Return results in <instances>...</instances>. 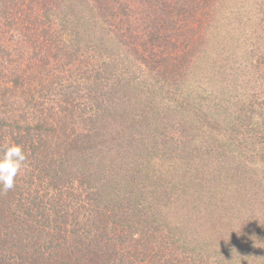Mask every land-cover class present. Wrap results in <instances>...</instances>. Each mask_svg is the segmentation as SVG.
Returning <instances> with one entry per match:
<instances>
[{"label":"trees","instance_id":"obj_1","mask_svg":"<svg viewBox=\"0 0 264 264\" xmlns=\"http://www.w3.org/2000/svg\"><path fill=\"white\" fill-rule=\"evenodd\" d=\"M241 1L0 0V155L28 156L0 264H264V20Z\"/></svg>","mask_w":264,"mask_h":264},{"label":"clouds","instance_id":"obj_2","mask_svg":"<svg viewBox=\"0 0 264 264\" xmlns=\"http://www.w3.org/2000/svg\"><path fill=\"white\" fill-rule=\"evenodd\" d=\"M28 156L22 145L10 143L0 155V191L7 192L15 187V179L27 165Z\"/></svg>","mask_w":264,"mask_h":264},{"label":"rangeland","instance_id":"obj_3","mask_svg":"<svg viewBox=\"0 0 264 264\" xmlns=\"http://www.w3.org/2000/svg\"><path fill=\"white\" fill-rule=\"evenodd\" d=\"M240 2L242 3L241 0H240ZM251 3H254V5L256 6V8H259V9L261 8V11L260 12H255L254 15H253L254 16L253 19H256V22H258V24H259V19H262V21L264 20L263 19L264 18V0H251ZM251 26H253V25H251ZM257 29H258L259 32L262 31V33L264 34V23L259 24L258 27H257ZM261 43L264 44L263 41Z\"/></svg>","mask_w":264,"mask_h":264}]
</instances>
